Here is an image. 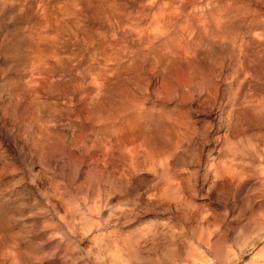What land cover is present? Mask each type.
Wrapping results in <instances>:
<instances>
[{"label":"rangeland","instance_id":"1","mask_svg":"<svg viewBox=\"0 0 264 264\" xmlns=\"http://www.w3.org/2000/svg\"><path fill=\"white\" fill-rule=\"evenodd\" d=\"M262 255L264 0H0V264Z\"/></svg>","mask_w":264,"mask_h":264},{"label":"bare ground","instance_id":"2","mask_svg":"<svg viewBox=\"0 0 264 264\" xmlns=\"http://www.w3.org/2000/svg\"><path fill=\"white\" fill-rule=\"evenodd\" d=\"M225 108V107H224ZM224 108H221V109H224ZM225 110V109H224ZM221 113V112H220ZM247 121V120H246ZM259 121V120H258ZM241 122V121H240ZM255 122V121H254ZM249 124H251V123H253V120L252 119H249V122H248ZM236 124V123H235ZM245 124V123H244ZM238 125H239V123H238ZM236 128V127H235ZM229 183H232V180L229 182ZM229 186H231V184L229 185ZM206 241V240H205ZM210 242H212L211 241V239H210ZM262 253H263V250H262ZM258 254H260V253H258ZM261 256V255H260ZM263 257H264V255H262ZM261 258V257H260Z\"/></svg>","mask_w":264,"mask_h":264}]
</instances>
